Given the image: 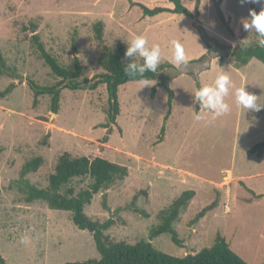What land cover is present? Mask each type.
I'll list each match as a JSON object with an SVG mask.
<instances>
[{
	"label": "rangeland",
	"instance_id": "obj_1",
	"mask_svg": "<svg viewBox=\"0 0 264 264\" xmlns=\"http://www.w3.org/2000/svg\"><path fill=\"white\" fill-rule=\"evenodd\" d=\"M181 1L192 18L171 12L144 16L136 5L172 8L168 0H0V51L14 72L0 75V91L14 84L9 93L0 96V255L7 264L99 259L91 233L76 227L69 211L49 208L41 200L28 203L18 189L19 171L26 160L43 158L38 169L26 177L44 188L63 152L73 157L99 156L127 168L123 179L100 190L84 208L93 220H113L104 232L109 240L133 244L143 239L159 251L181 257L210 247L220 234L247 264H264V149L260 155L248 153L254 144L264 141V108L246 111L235 103V88L244 84L264 103V64L251 59L235 67L224 50L215 46L202 62L187 66L200 68L201 87L212 84L220 72L227 73L235 86L225 97L230 105L227 114L214 117L201 110L200 120L194 112V73L181 70L172 77L174 71L164 68L154 80L120 85L119 114L110 130L104 127L105 84L91 87L103 71L98 63L102 46L115 50L128 45L136 35H143L149 46L159 44L161 63L174 66L173 39L181 42L187 60L206 54L208 46L197 25L231 48L261 39L242 25L252 2L199 0L196 5V0ZM216 2L225 24L216 14ZM253 4L261 10V4ZM97 20L103 22L101 41L93 36ZM30 22L36 24L45 48L67 68L74 42L82 66L78 89L59 83L56 112L50 109L48 94L39 95L37 104H32L27 78L42 86L54 85L60 78L31 47ZM135 59L142 62L138 56ZM204 66L209 68L203 70ZM160 80H165L173 94L165 121L167 90L159 85ZM88 181L74 178L72 184L79 189ZM189 189L195 195L172 223L179 245L169 233L151 238L149 231L159 223L160 211ZM211 203L213 207L191 223L195 214ZM23 236L29 238L27 244L21 243Z\"/></svg>",
	"mask_w": 264,
	"mask_h": 264
},
{
	"label": "trees",
	"instance_id": "obj_2",
	"mask_svg": "<svg viewBox=\"0 0 264 264\" xmlns=\"http://www.w3.org/2000/svg\"><path fill=\"white\" fill-rule=\"evenodd\" d=\"M168 1L173 4L172 8L162 6L149 8L141 3H136V5L141 8L142 15L144 16L171 12L192 18V12L183 5L181 0ZM198 3L199 0H196V5ZM250 9L256 12L260 11L253 3L250 4ZM215 11L220 22L225 24L226 21L218 2L215 3ZM196 28L208 46L206 54L201 55L197 59L188 60L186 64L180 66V70H177L170 62L165 61L159 65L157 73H145V79L139 77L130 78L125 75L123 69L126 64V61H124L126 44L119 45L115 50L107 45L102 46L98 55V63L103 71L97 75V80L91 87H95L99 83L105 84L107 106L105 109L106 122L104 127L107 130H110V125L115 123L116 117L119 114L118 88L125 82L154 80L158 77L162 69L168 68V70L174 71L172 77L174 75L176 76L181 70L189 74L194 73L196 88L199 89L201 87L198 78L200 68L191 69L187 66L202 62L206 58L205 56L210 54L215 46L224 50L225 55L230 58L235 67L245 65L251 59H256L264 64V46L259 43L245 44L241 42L231 48L228 44L222 43L214 36H211L205 28L198 25ZM29 29H31L29 36L31 47L35 50L39 59L48 66L51 73L60 78L54 85L43 86L27 78V83L33 92L32 104L33 106L37 104L39 95L48 94L51 100L50 109L52 112H56L60 93L58 88L59 83H65V86L71 90L78 89L81 86V82L78 79L82 74V66L76 55V46L72 42L71 66L67 68L61 65L58 59L45 48L43 41L36 32V24L30 22ZM92 29L94 38L101 41L103 36V22L97 20L94 22ZM133 59L136 60L135 57ZM207 68L209 67L204 66L203 70ZM3 73L13 75L14 72L6 65L5 59L0 51V75ZM161 84L165 85V80H160L159 85ZM165 86L167 90V112L164 116V121L169 116L173 96L168 85ZM13 87L14 84L10 83L4 90L0 91V96L9 93ZM154 91L155 87L153 86L151 88V94ZM196 111H199V105H196ZM163 131L164 125L160 129L159 140H161ZM263 149L264 141H261L250 147L248 153L260 155ZM42 163L43 158L41 156H34L26 160L21 166L17 184L18 189L24 195V200L28 203L34 200H41L49 208L69 211L72 223L79 229H84L91 233L96 250L99 253V259L67 261L62 264H247L230 249L225 238L220 234L215 236L213 244L210 247L202 248L196 253H188L181 257L159 251L153 247L150 241L143 239L133 244H128L124 241L116 242L109 240L104 232L110 228L113 220L111 218H107L104 221L93 220L84 212V208L100 190L108 188L116 180L123 179L127 175V168L124 165L111 162L99 156L93 158L87 156L73 157L68 152H63L57 157L53 171L48 175L47 185L44 188H40L31 183L26 175L29 172H35ZM74 178H79L80 180L88 178L89 181L85 187L76 189L72 184ZM194 195L195 192L193 190H184L165 209H162L159 213L160 221L155 227L150 229L149 236L153 238L161 233H169L172 242L179 245L180 239L172 223L179 217L180 210H184L189 205ZM135 197L133 196L130 205H133ZM213 204H208L199 210L191 223L196 222L204 216L206 211L213 207ZM102 206L105 207L104 194H102ZM135 210L137 209L135 208ZM0 264H7L1 255Z\"/></svg>",
	"mask_w": 264,
	"mask_h": 264
},
{
	"label": "clouds",
	"instance_id": "obj_3",
	"mask_svg": "<svg viewBox=\"0 0 264 264\" xmlns=\"http://www.w3.org/2000/svg\"><path fill=\"white\" fill-rule=\"evenodd\" d=\"M241 2L259 3L262 5L259 12L250 9L249 17L242 21V25L248 32L254 30L261 37L258 43L264 46V0H241ZM171 45L175 66L180 67L186 64L188 60L181 42L173 39ZM137 56L142 60V63L133 59ZM124 58V61H126L123 69L125 75L130 78L139 77L145 79V73L158 72L162 61V53L159 44L153 43L149 46L147 39L143 35H136L127 45ZM145 85L147 84L145 83ZM234 87L230 76L225 72H220L216 75L212 84H206L197 89L193 93V103L199 105V111H194L196 112L195 119H202L199 114L201 110L212 113L214 117L227 114L230 111V105L226 102L225 97L229 96L230 89ZM235 103L246 111H259L264 108V103L258 101L257 95L247 91L245 84L235 88ZM28 242L29 238L27 236L21 237V243L27 244Z\"/></svg>",
	"mask_w": 264,
	"mask_h": 264
}]
</instances>
